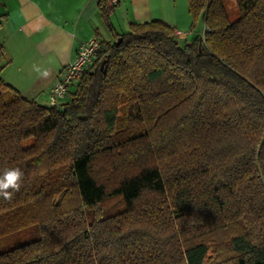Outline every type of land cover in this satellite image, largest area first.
<instances>
[{
  "label": "trees",
  "instance_id": "trees-1",
  "mask_svg": "<svg viewBox=\"0 0 264 264\" xmlns=\"http://www.w3.org/2000/svg\"><path fill=\"white\" fill-rule=\"evenodd\" d=\"M234 2L187 0L189 42L160 19L100 39L57 106L0 77V172L24 173L0 236L39 232L0 264H264V0Z\"/></svg>",
  "mask_w": 264,
  "mask_h": 264
},
{
  "label": "crops",
  "instance_id": "crops-1",
  "mask_svg": "<svg viewBox=\"0 0 264 264\" xmlns=\"http://www.w3.org/2000/svg\"><path fill=\"white\" fill-rule=\"evenodd\" d=\"M116 1L109 30L100 19L98 0H0L2 80L23 96L48 105L49 88L80 44L93 35L111 41L114 33L125 31L130 23L152 19L163 20L174 31H190L186 38L176 37L180 43L198 34L197 25L190 28L187 0ZM33 65L50 70L49 77H41Z\"/></svg>",
  "mask_w": 264,
  "mask_h": 264
},
{
  "label": "built area",
  "instance_id": "built-area-1",
  "mask_svg": "<svg viewBox=\"0 0 264 264\" xmlns=\"http://www.w3.org/2000/svg\"><path fill=\"white\" fill-rule=\"evenodd\" d=\"M110 2L116 3L117 1L110 0ZM205 30L206 27L203 25V32L199 34L201 37H203ZM189 33L190 31H174V35L177 38H186ZM100 48L101 41L97 35L89 37L80 44L73 60L64 67L61 77L49 88L48 105L57 106L65 98L72 83L77 80L82 72L92 63Z\"/></svg>",
  "mask_w": 264,
  "mask_h": 264
},
{
  "label": "rangeland",
  "instance_id": "rangeland-1",
  "mask_svg": "<svg viewBox=\"0 0 264 264\" xmlns=\"http://www.w3.org/2000/svg\"><path fill=\"white\" fill-rule=\"evenodd\" d=\"M227 7L231 14L230 17L233 18L236 15L234 0H227ZM119 30L120 29H117L118 32H120ZM127 30L128 29H125V31L123 32H126ZM196 32L198 34H201L203 32V22L201 20V17L199 18V21L197 23ZM38 235V223L31 222L27 226L12 232L7 236H0V249L3 245L13 247L15 245H19L30 240H34L38 237Z\"/></svg>",
  "mask_w": 264,
  "mask_h": 264
},
{
  "label": "clouds",
  "instance_id": "clouds-1",
  "mask_svg": "<svg viewBox=\"0 0 264 264\" xmlns=\"http://www.w3.org/2000/svg\"><path fill=\"white\" fill-rule=\"evenodd\" d=\"M33 70L41 77L47 78L50 70L42 69L38 65H33ZM24 173L19 167L5 168L0 172V197L11 200L14 193L18 192L22 186Z\"/></svg>",
  "mask_w": 264,
  "mask_h": 264
},
{
  "label": "water",
  "instance_id": "water-1",
  "mask_svg": "<svg viewBox=\"0 0 264 264\" xmlns=\"http://www.w3.org/2000/svg\"><path fill=\"white\" fill-rule=\"evenodd\" d=\"M121 41V37H117L116 43L118 44ZM103 67V62L100 64V68Z\"/></svg>",
  "mask_w": 264,
  "mask_h": 264
}]
</instances>
